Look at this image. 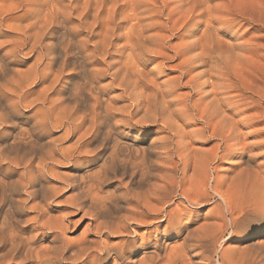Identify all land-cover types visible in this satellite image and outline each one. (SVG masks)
Returning <instances> with one entry per match:
<instances>
[{"label":"bare ground","instance_id":"1","mask_svg":"<svg viewBox=\"0 0 264 264\" xmlns=\"http://www.w3.org/2000/svg\"><path fill=\"white\" fill-rule=\"evenodd\" d=\"M263 103L264 0H0V264H264Z\"/></svg>","mask_w":264,"mask_h":264},{"label":"rangeland","instance_id":"2","mask_svg":"<svg viewBox=\"0 0 264 264\" xmlns=\"http://www.w3.org/2000/svg\"><path fill=\"white\" fill-rule=\"evenodd\" d=\"M181 32H179L178 34H177V32L174 34V35H171V40H170V42L172 43V44H175V43H178L179 42V37H180V35L182 34H180ZM179 36V37H178ZM178 37V38H177ZM186 38V37H185ZM184 38V39H185ZM188 38V37H187ZM173 39V40H172ZM178 41H177V40ZM177 41V42H176ZM175 42V43H174ZM182 42V41H181ZM22 57V58H21ZM19 60H22L21 61V64L18 66V67H20V68H25L30 62H31V60L29 59V60H27L26 61V58L25 57H23L22 55H20L19 56ZM176 62V61H175ZM174 62V63H175ZM171 74H173V72H171V73H169V75H171ZM38 87H40V85L38 86ZM186 89V90H185ZM185 89H183V90H185V92H187L188 90H187V88H185ZM264 104V103H263ZM27 110V108L26 109H22V111H20L21 113L23 112L24 113V115L25 114H27V113H25V111ZM33 110H35V109H33ZM28 115H26L25 117H23V119L24 118H28L27 117ZM32 118H33V116H32ZM62 128V129H61ZM60 129V130H59ZM62 130L64 131V128H63V126H61L60 128H56V129H51V134H52V136H56L57 134H58V136H61V138H63V137H65L66 136V132L64 131L63 133H64V136H62L63 135V133H62ZM152 130H154V129H152ZM57 131V132H56ZM61 131V132H60ZM53 133H54V135H53ZM70 136L71 135H68V136H66V138H64V139H62V143H64L62 146H64V147H68V146H70V144L72 145V143H70V142H73V139H71L70 140ZM68 137V138H67ZM68 140V141H67ZM69 143V144H68ZM215 143V140L213 141L212 140V142H207L206 141V143L203 145L204 147H206V148H208L209 146H212L213 144ZM212 144V145H211ZM232 165V162L231 161H228L227 159H223L220 163H216V165H215V169H213V171L211 172V174H214V175H218V176H220L222 173V176H224V174L226 173V174H229L230 172H231V166ZM230 167V168H229ZM216 170L218 171V172H216ZM221 176V177H222ZM119 177V179H117ZM123 176H120L119 174L117 175V177H115V178H112L111 180H109L108 181V183L110 184H108V188L110 187V188H112V187H114V185L115 184H118L119 183V187H122V190L123 189H125V187H129V183L128 182H126V179H125V177H123ZM121 179V180H120ZM123 179V180H122ZM120 180V181H119ZM124 180H125V182H124ZM117 183H116V182ZM119 181V182H118ZM121 181H123L122 182V186L120 185L121 184ZM124 183H126V184H124ZM124 185V186H123ZM126 185V186H125ZM177 199H179V197L178 198H176L175 199V201H174V203H171L170 204V206H168V208H174V206H176V204L177 203H175V202H177ZM213 200H214V202H213ZM215 200H219L218 199V197L216 196L215 198H212V199H210L205 205H199V206H196V207H191L190 206V212H191V215L190 216H188V217H186L184 220H188L187 222V224L188 225H193L194 227H197V226H200V225H202L203 223H204V221L209 217L210 218V209H212V207L214 206L213 204H215ZM213 205V206H212ZM176 208V207H175ZM210 211V212H209ZM209 212V213H208ZM79 215L80 214H78V216L77 217H79ZM83 221H82V225H81V227L84 225H86L87 224V222L89 221V216L88 215H86L85 217H84V219H82ZM88 220V221H87ZM183 222V221H182ZM86 223V224H85ZM149 223H151V222H149ZM155 223V222H154ZM153 222L150 224V225H148V226H142V227H139L137 230H138V232L139 233H141V235L142 236H144V237H146V238H148V239H150L151 237V239H154L155 237H157V236H159V235H161L162 234V232H163V229H164V225H165V222H156L155 224H154ZM133 226H135V224H133ZM157 226V227H156ZM80 227V228H81ZM155 236V237H154ZM234 236V237H233ZM238 236H240V235H236V233H235V235L232 233V235L231 236H228V234L224 237L225 239H224V241H223V243L224 244H228L227 246H230V244H231V246H234L235 244L237 245V243H238V240H237V237ZM262 236V237H261ZM259 238L260 239H264V233H263V235H261ZM150 237V238H149ZM227 237H228V239H227ZM129 239V238H131V235H127L126 237H125V239ZM239 238V237H238ZM119 239H122V238H118V239H115V240H119ZM124 239V238H123ZM172 239L173 238H171V240L170 241H172ZM226 240V241H225ZM237 240V241H236ZM174 241V240H173ZM179 241H177L176 242V244L178 243ZM226 245H224V247L226 246ZM235 245V246H236ZM212 248V247H211ZM211 248H209V250H208V252H207V254H208V258L210 259L209 261H210V263H212V264H218V254H217V252L215 253V251L213 252V249H211ZM211 249V250H210Z\"/></svg>","mask_w":264,"mask_h":264}]
</instances>
